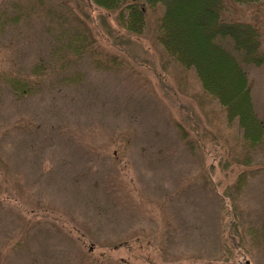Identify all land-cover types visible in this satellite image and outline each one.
Here are the masks:
<instances>
[{
	"label": "rangeland",
	"instance_id": "1",
	"mask_svg": "<svg viewBox=\"0 0 264 264\" xmlns=\"http://www.w3.org/2000/svg\"><path fill=\"white\" fill-rule=\"evenodd\" d=\"M224 7L259 31L258 140L158 40L162 4L134 34L92 0H0V264H264V0ZM228 41L191 51L221 81Z\"/></svg>",
	"mask_w": 264,
	"mask_h": 264
},
{
	"label": "trees",
	"instance_id": "2",
	"mask_svg": "<svg viewBox=\"0 0 264 264\" xmlns=\"http://www.w3.org/2000/svg\"><path fill=\"white\" fill-rule=\"evenodd\" d=\"M94 3L107 8H118V21L122 27L134 34H141L145 23L146 6L153 7L157 4L163 5V13L161 15L157 37L172 55L182 54L185 52L191 58H185L178 54L179 61L184 65H193L202 82L203 89L212 97L217 98L228 108L230 116L238 115V117L247 118V124L250 125L257 134H249L252 140L259 139V130L261 131V122L255 116L252 105L248 97V85L245 76V66L253 63L254 59L261 60L262 54L257 50L258 47V29L252 21L230 19L223 17L224 0H130L123 2L122 0H92ZM235 2L248 3L256 0H234ZM120 2H123L119 5ZM127 8V9H126ZM126 10V11H125ZM125 11V12H124ZM79 19V18H78ZM80 20V19H79ZM183 21V22H182ZM80 22H82L80 20ZM187 39L182 40L181 33ZM192 35L189 39L188 36ZM195 37V39H194ZM183 42H182V41ZM193 40L196 45L204 42H211L220 47V41L229 40L231 49L226 47L217 57V63L220 68L225 71L222 81L218 79V72L215 69H205L204 53L193 54ZM201 41V42H200ZM181 42V43H180ZM200 46V45H199ZM196 47V46H195ZM217 48V47H215ZM244 51L245 56L240 59L234 54L236 50ZM181 51V52H180ZM192 51V52H191ZM198 55V57H197ZM196 56L198 59H194ZM177 58V56H176ZM248 59V61H247ZM203 65V66H202ZM202 66V67H201ZM201 67V68H200ZM41 64L32 67L35 77H42L43 72ZM204 73H203V72ZM39 77V78H40ZM38 81L34 78L33 82L26 83V80L18 76V80L13 85L15 91L19 95H23L29 91L30 84L34 82L38 85ZM210 82V83H209ZM235 97V99H234ZM238 98V99H237ZM232 100V102H231ZM235 100V101H234ZM244 104L241 108L240 105ZM229 118V117H228ZM231 118V117H230ZM245 124V123H244Z\"/></svg>",
	"mask_w": 264,
	"mask_h": 264
}]
</instances>
